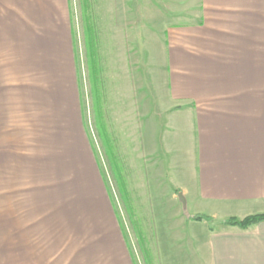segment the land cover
<instances>
[{
	"label": "crops",
	"instance_id": "0c3cea01",
	"mask_svg": "<svg viewBox=\"0 0 264 264\" xmlns=\"http://www.w3.org/2000/svg\"><path fill=\"white\" fill-rule=\"evenodd\" d=\"M67 2L0 0V264H63L58 261L64 209L58 179L52 180L56 190L51 195L41 189L49 180L31 179L33 173L20 184L34 180L38 192L19 188L15 178L34 165L11 155L2 138L12 131V102L15 109L28 102L43 129L51 98L58 102L56 117L64 120V112L69 113L65 122L77 130ZM178 3L181 12L174 19L183 22L182 46L167 52L170 102L155 114L167 117L171 125L162 143L169 157L157 172L168 179L172 194L150 196L152 202L167 204L156 207L164 234L154 250L169 256L179 251L175 260L168 257L170 264H264V221L245 230L224 224L229 218L264 213V0ZM143 108L137 116L151 112ZM81 142L84 152L87 143ZM43 157L34 170L46 173L47 154ZM7 171L14 174L6 177ZM92 182L93 195L87 194L93 197L92 225L100 221L109 230L98 246L105 249V258L128 264L100 181ZM35 205L52 209L44 228L36 222L33 226ZM195 215L210 221L189 219Z\"/></svg>",
	"mask_w": 264,
	"mask_h": 264
},
{
	"label": "rangeland",
	"instance_id": "374dc122",
	"mask_svg": "<svg viewBox=\"0 0 264 264\" xmlns=\"http://www.w3.org/2000/svg\"><path fill=\"white\" fill-rule=\"evenodd\" d=\"M67 1L79 110L77 130L65 122V118L69 120L65 110L64 120L62 116L56 117L58 102H50L51 98L43 129L35 122L28 102H24L22 109H15L12 102V131L2 141L9 145L11 155L34 165L26 170L25 176L21 173L17 178L19 172L15 173L16 184L35 194L39 188L34 180L25 186L20 184L22 178L30 179L29 173H33L31 179L49 180L41 189L51 195L56 190L52 180L58 179L64 206L63 249L58 261L63 264H117L105 258V249L98 246L100 236L105 237L104 232L109 231L107 226L100 221L92 225L93 197L88 198L87 194L94 189L93 178L100 181V193L107 197L128 264H170L179 251H172L169 256L168 252L154 250L159 236L164 234L156 207L167 204L152 202L150 196L172 194L168 179L159 177L157 172L161 161L169 157L162 143L170 122L167 117L159 118L155 114L162 108L160 105L170 102L167 52L175 45L182 46L183 22L174 19L181 12L177 6L182 3L179 0ZM142 107L144 110L150 107L151 112L137 116V110ZM81 141L87 143L84 152L79 147ZM45 154L49 169L46 173L43 168L34 170L44 162ZM12 173L5 172L6 177L10 178ZM32 208L33 213L37 212L33 226L36 222L44 228V221L51 214L50 205L46 211L37 205ZM88 210L91 215L85 213Z\"/></svg>",
	"mask_w": 264,
	"mask_h": 264
},
{
	"label": "trees",
	"instance_id": "16d2710c",
	"mask_svg": "<svg viewBox=\"0 0 264 264\" xmlns=\"http://www.w3.org/2000/svg\"><path fill=\"white\" fill-rule=\"evenodd\" d=\"M192 221L200 222V221H210L209 217L201 216V215H195L189 218ZM264 221V213L246 217L243 220H237L234 218H229L224 221V224L227 226H235L238 227L241 230H245L251 225L260 223Z\"/></svg>",
	"mask_w": 264,
	"mask_h": 264
}]
</instances>
